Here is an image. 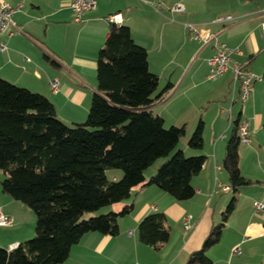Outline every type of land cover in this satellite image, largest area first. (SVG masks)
<instances>
[{
    "label": "crops",
    "instance_id": "crops-1",
    "mask_svg": "<svg viewBox=\"0 0 264 264\" xmlns=\"http://www.w3.org/2000/svg\"><path fill=\"white\" fill-rule=\"evenodd\" d=\"M163 1L167 6L182 2L185 10L158 11L141 0H96L75 21L68 0H0L20 5L12 19L23 30L2 36L6 48L0 50L1 78L44 95L65 124L84 122L97 91V59L108 35L109 18L119 14V24L128 26L133 40L146 49L149 70L158 76L151 112L166 127L184 126L183 142L177 146L184 154L205 157L202 169L191 179V198L178 201L156 185H146L157 165L145 173V185L133 187L128 199L106 209L118 213L132 204L129 213L118 217V233L83 235L59 264H187L211 228L222 222L219 241L206 250L211 264H264V209L256 211L253 206L255 201L264 205V81L255 82L242 102L240 83L233 79L231 69L216 79L208 77L213 42L191 39L185 25L193 23L216 33L220 42L240 49L232 58L262 77L264 15L260 10L264 0ZM227 14L232 20L214 22L215 17ZM51 80L59 83L56 93L49 87ZM200 121L203 146L194 150L188 140ZM236 121L247 123L250 130V142L238 146L239 169L250 183L234 192L230 187L223 190L229 178L222 163ZM106 175L119 180L122 172L107 170ZM3 178L0 170V210L12 223L0 226V247L10 249L34 236L36 217L29 207L2 191ZM234 195L235 208L223 221L222 212ZM157 211L166 215L170 237L154 249L139 240L138 224ZM185 215H191L188 231L182 225ZM235 247L240 254H232Z\"/></svg>",
    "mask_w": 264,
    "mask_h": 264
},
{
    "label": "trees",
    "instance_id": "trees-1",
    "mask_svg": "<svg viewBox=\"0 0 264 264\" xmlns=\"http://www.w3.org/2000/svg\"><path fill=\"white\" fill-rule=\"evenodd\" d=\"M96 77L97 91L87 118L73 125L57 117L44 95L0 77L1 188L36 217L33 237L14 248L0 247V264H59L83 235H116L118 217L129 213L132 204L118 213L103 209L128 199L132 188L144 183L145 171L161 158L166 159L146 185H156L178 201L194 195L191 179L202 169L205 157L185 156L181 150L169 156L185 128L166 127L151 112L158 76L149 70L147 51L133 40L128 26L110 23ZM239 124H234L222 163L234 192L250 183L238 165ZM188 146L202 148L201 121ZM109 169L121 170V178H108ZM236 200L234 195L222 212L223 221L233 212ZM223 225L211 228L187 264L212 263L206 250L219 241ZM169 237L162 211L138 224L139 240L154 249Z\"/></svg>",
    "mask_w": 264,
    "mask_h": 264
},
{
    "label": "built area",
    "instance_id": "built-area-1",
    "mask_svg": "<svg viewBox=\"0 0 264 264\" xmlns=\"http://www.w3.org/2000/svg\"><path fill=\"white\" fill-rule=\"evenodd\" d=\"M141 1L158 11L167 10L170 13H176L183 12L185 10V6L182 2H175L174 4L167 6L163 0ZM68 3L74 14V20L80 21L82 16L95 6L96 0H68ZM18 9H20V5L12 6L7 2H0V50H4L6 48L5 43L2 40L3 35L12 36L23 33L22 28L12 19L14 12ZM260 11L264 15V6ZM109 19L114 23L121 22L119 14H113ZM229 20H232V16L227 14L215 17L214 22H224ZM185 25L191 39L201 41L203 43L213 42L214 52L207 60L208 77L216 79L222 76L228 69H231L233 72V79L240 83V100L242 102L246 101L253 90L254 83L262 80V77L254 74L243 64L232 58L233 53H241L240 49L229 48L225 43L220 42L217 39L216 33L210 32L209 30H200L193 23L187 22ZM261 30L264 36V19L261 22ZM49 87L52 92L56 93L59 90V83L56 80H51L49 82ZM238 136L240 143L247 144L250 142V130L247 123L241 122L239 124ZM217 169L221 170V167H217ZM226 189H229V186H223V190ZM253 206L256 211H262L264 209V205L258 201H255ZM11 223V218L0 210V226H7ZM182 225L184 230H190L192 227L191 215H185L182 218ZM240 252L241 250L239 247H235L232 250V254H240Z\"/></svg>",
    "mask_w": 264,
    "mask_h": 264
},
{
    "label": "rangeland",
    "instance_id": "rangeland-1",
    "mask_svg": "<svg viewBox=\"0 0 264 264\" xmlns=\"http://www.w3.org/2000/svg\"><path fill=\"white\" fill-rule=\"evenodd\" d=\"M182 142H183V137L180 139V141L178 142V145L177 146H181V144H182ZM180 150V148L179 147H176V149L174 150V151H172L171 152V154L169 155V156H171V155H173L176 151H179ZM185 156H192V155H188V154H184ZM166 158H161V159H159L155 164H153L151 167H149L146 171H145V173L146 172H148L149 170H151L152 168H154L155 166H157V165H159L160 163H162L164 160H165ZM109 170H119V169H109ZM121 171V170H120ZM122 172V171H121ZM107 208H105V209H103V212H105V210H106ZM33 212V211H32ZM34 213V212H33ZM33 237V236H32ZM30 239V238H29Z\"/></svg>",
    "mask_w": 264,
    "mask_h": 264
}]
</instances>
